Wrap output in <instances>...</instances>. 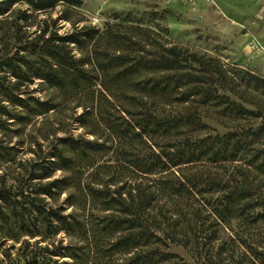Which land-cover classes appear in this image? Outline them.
I'll return each instance as SVG.
<instances>
[{
    "label": "trees",
    "instance_id": "16d2710c",
    "mask_svg": "<svg viewBox=\"0 0 264 264\" xmlns=\"http://www.w3.org/2000/svg\"><path fill=\"white\" fill-rule=\"evenodd\" d=\"M18 3L37 12L79 0H0V16ZM119 25L0 38V122L55 108L27 94L35 80L64 100L98 83L90 125L81 120L92 139L62 138L41 162L37 179L63 173L43 190L65 195V207L40 211L48 229L69 239L51 256L264 264V78L141 26L129 30L145 38H121Z\"/></svg>",
    "mask_w": 264,
    "mask_h": 264
},
{
    "label": "rangeland",
    "instance_id": "374dc122",
    "mask_svg": "<svg viewBox=\"0 0 264 264\" xmlns=\"http://www.w3.org/2000/svg\"><path fill=\"white\" fill-rule=\"evenodd\" d=\"M17 16L23 19L16 21ZM106 25H119L115 31L121 38H145L129 27L147 28L171 44L209 54L229 67L264 78V0H79L77 7L60 3L37 12L18 3L0 16V38L30 40L42 29L46 30L44 38L80 29L102 32ZM97 89L98 83L92 81L86 96L70 94L64 100L48 85L35 80L27 94L50 100L55 108L22 123L1 118L0 191L4 200H0V264H47L49 258L71 264L70 259L51 256L69 239L63 232L48 229L40 212L66 206L64 194L56 192L49 198L43 191L47 181L59 179L63 173L56 171L48 179L37 177L44 176L41 162L54 147L59 148V140L92 139L88 134L91 129L82 127L81 120L90 125L95 103L92 94ZM70 211L66 209V213ZM173 252L190 261L182 249L173 248Z\"/></svg>",
    "mask_w": 264,
    "mask_h": 264
}]
</instances>
